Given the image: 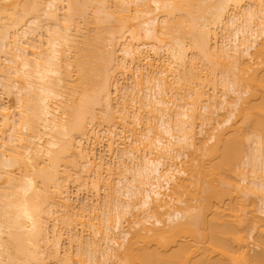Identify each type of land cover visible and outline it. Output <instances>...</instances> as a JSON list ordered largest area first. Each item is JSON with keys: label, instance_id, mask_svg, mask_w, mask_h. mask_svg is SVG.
Returning a JSON list of instances; mask_svg holds the SVG:
<instances>
[{"label": "bare ground", "instance_id": "1", "mask_svg": "<svg viewBox=\"0 0 264 264\" xmlns=\"http://www.w3.org/2000/svg\"><path fill=\"white\" fill-rule=\"evenodd\" d=\"M263 214L264 0H0V264H264Z\"/></svg>", "mask_w": 264, "mask_h": 264}, {"label": "rangeland", "instance_id": "2", "mask_svg": "<svg viewBox=\"0 0 264 264\" xmlns=\"http://www.w3.org/2000/svg\"><path fill=\"white\" fill-rule=\"evenodd\" d=\"M209 130V128H207V131ZM184 160V158L182 157L181 158V160H180V162L181 161H183ZM177 162H179V161H177ZM239 179V178H238ZM86 190V189H85ZM72 192H73V190H71ZM87 191V190H86ZM90 191V190H89ZM89 191H87L86 193H88L89 194ZM81 192V193H80ZM79 193L81 194V198H83V197H85V191L83 190H81ZM76 193V192H75ZM74 193V194H75ZM78 193V196L80 197V194ZM77 194V193H76ZM82 194H83V196H82ZM251 199L252 200H255V198H253V197H251ZM255 202H256V200H255ZM264 215V214H263ZM263 215L260 217V218H262L263 217ZM249 250H250V253H252L253 251H256V247H255V243L251 240V241H249Z\"/></svg>", "mask_w": 264, "mask_h": 264}]
</instances>
